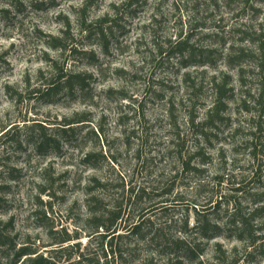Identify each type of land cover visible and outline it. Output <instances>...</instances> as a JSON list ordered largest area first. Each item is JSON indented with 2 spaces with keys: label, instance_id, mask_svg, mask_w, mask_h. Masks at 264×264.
<instances>
[{
  "label": "rangeland",
  "instance_id": "rangeland-1",
  "mask_svg": "<svg viewBox=\"0 0 264 264\" xmlns=\"http://www.w3.org/2000/svg\"><path fill=\"white\" fill-rule=\"evenodd\" d=\"M262 32L259 0H0V264H21L26 256L15 263V252L24 244L48 255L51 225L78 232L81 251L96 250L86 222L90 188L97 208L147 188L151 195L124 203L122 227L150 220L171 233L184 221L197 226L212 202L207 212L221 231L204 241L205 264L216 254L230 263L234 253L264 264V215L251 221L262 235L256 247L227 224L234 201L248 214L264 192ZM58 39L76 50L63 53ZM183 41L192 57L170 53ZM53 61L81 73L86 87L29 97ZM214 78L230 91L222 119L207 125ZM17 92L26 93L22 101ZM77 115L87 121L58 134ZM35 122L53 127L54 146L39 150L28 140ZM184 160L199 171H185ZM172 185L168 205L148 209ZM120 245L128 250L122 264L149 254L142 239Z\"/></svg>",
  "mask_w": 264,
  "mask_h": 264
},
{
  "label": "trees",
  "instance_id": "trees-1",
  "mask_svg": "<svg viewBox=\"0 0 264 264\" xmlns=\"http://www.w3.org/2000/svg\"><path fill=\"white\" fill-rule=\"evenodd\" d=\"M259 1L264 3V0ZM261 10V8H257V11L260 12ZM261 34L264 35V32ZM187 44L188 42L185 41L180 42L178 45L176 44L173 46L174 48L170 50V53L174 55L176 51L180 53L187 51L189 52V57H192L195 52L194 50L192 51V47L186 48ZM55 47H59L63 53L74 52L76 50L74 47L69 48L64 39H58V44H55ZM50 69L51 71L47 74L44 73V71H40V83L28 90L29 97H48L58 94L63 89L71 92L77 85L83 89L86 87L87 78H83L81 73L68 72L55 61L51 63ZM217 80L218 79L214 78L216 99L213 108L204 121L207 125L214 123L213 121L216 118L219 120L222 119L221 113L229 97L230 90L227 87L228 82L222 79L219 82ZM25 94V92H17L16 101H22L23 95ZM85 121H87L85 117H79L77 115L73 119L68 120L66 126L58 127L60 129H57V132L62 135L66 134L72 129L74 124ZM26 127L27 132L30 131L28 133L37 134L36 139H33L30 134L28 136V140L31 139L37 149L42 150L50 145L54 146L56 142L55 139L47 134L48 128L53 127H46L41 122H35L33 125ZM8 131L5 132L7 133L6 136L9 134ZM180 154L182 155V151ZM183 169L185 171H199L197 168L190 167V160L183 161ZM96 184L99 187L104 186V183L99 180H96ZM172 188L173 185L172 187L163 189L161 193L158 192L157 195L162 197V200L155 203V205H151L148 209L154 208L160 204H162L161 208H165L164 206L168 205L171 201L170 198L165 197L171 195ZM92 189L94 188H90L88 192L89 196L87 202L89 215L86 222L91 227L88 235L91 237L90 240L93 242L98 240L96 242L98 244L96 250H93L94 248L91 246H87V251H81V243L73 242L75 239L79 238L78 232L72 234L64 227L62 230H55L54 226L51 225L49 234L54 240L49 245L52 249L48 250V255L39 252L37 249H32L28 244H24L15 252V263L26 256L21 264H122L125 260L124 255L128 253V250L121 247L120 241L124 238L133 237L134 239L146 241L149 249V254L139 262L134 260V264H185L186 261L194 264H205L202 259L204 241L217 237L221 231V228L210 217L211 214L207 212L209 207H211H208V205H214L212 202L203 206V210H200L197 226L189 228L188 222L184 221L179 232H164L161 228H155L150 220L135 222L129 224L127 227H122V221L124 220L126 210V207H124L125 195L123 194L121 201L115 200L113 205L109 207L97 208L94 205H96L98 200L94 196ZM242 189L244 188L242 187ZM236 190L241 191V187L239 186ZM45 191L46 188H43L42 192ZM129 191L130 196L125 199L126 206H132L146 196L151 195V192H149L147 188H139L138 190H136V188H131ZM261 196L264 198V192L261 193ZM262 197L257 200V202L255 200L256 206L248 214H241V209L236 201H234L235 209L227 214V224L235 231L233 236L239 240H247L249 246L256 247V243L262 238V235L258 234L257 229L251 225L253 219L264 215V199ZM132 199H134V201H132ZM219 203L218 201L216 202V204ZM229 203L233 202L229 201ZM195 207L197 208V206ZM43 214L45 216L46 211H44ZM146 226L148 227L147 231L144 230ZM57 234H61V237L56 238ZM115 240L119 243L117 242V244H115ZM108 245L110 248H108ZM98 250H101V252ZM216 251L217 253L221 251L223 252L222 254H226V251L222 249L220 243H216ZM235 251H237V249H235ZM109 256L111 257L109 258ZM215 257V263L210 264L252 263V258H248L247 261H242L237 253L230 255V263L227 262V259L225 260L224 256L216 254Z\"/></svg>",
  "mask_w": 264,
  "mask_h": 264
}]
</instances>
